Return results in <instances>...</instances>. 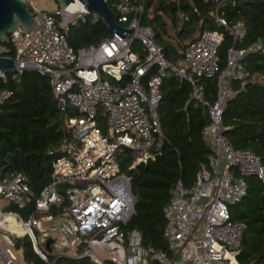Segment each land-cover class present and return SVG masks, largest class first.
<instances>
[{
  "label": "built area",
  "instance_id": "1",
  "mask_svg": "<svg viewBox=\"0 0 264 264\" xmlns=\"http://www.w3.org/2000/svg\"><path fill=\"white\" fill-rule=\"evenodd\" d=\"M105 1L122 27H133L130 35L121 39L112 32L98 44L74 51L66 41L67 27L87 12L41 11L31 1L33 29L17 27L9 35L16 72L49 78L65 138L37 195L22 174L0 179V240L13 247L16 238L27 236L46 264L57 257H85L95 264H239L244 225L231 219L230 208L246 196L247 177L264 181V166L251 150L232 146L223 133L222 115L226 102L248 82L246 56L264 53V46L259 39L235 47L246 37L244 23L230 25L215 13L233 45L211 102L200 79L213 78L219 69L221 33L200 30L173 62L157 43L153 26L143 22L144 0ZM169 76L190 84L191 99L207 115L201 135L210 156L193 186L178 181L162 209L169 245L163 251L145 246L141 233L127 225L137 204L129 171L155 160L167 142L157 108ZM10 95L1 90L0 103ZM31 203L34 210L26 219L4 210ZM0 258L14 264L1 249Z\"/></svg>",
  "mask_w": 264,
  "mask_h": 264
},
{
  "label": "trees",
  "instance_id": "2",
  "mask_svg": "<svg viewBox=\"0 0 264 264\" xmlns=\"http://www.w3.org/2000/svg\"><path fill=\"white\" fill-rule=\"evenodd\" d=\"M144 0L143 22L153 26L157 43L165 57L175 62L182 57L185 42L200 23V30L217 31L223 39L218 47L219 69L213 78L200 79L206 97L212 102L216 96V78L225 68L226 53L233 45L232 37L216 20L217 16L230 25L242 21L246 37L235 47L246 48L264 38V0ZM154 7L152 17L148 12ZM162 13L175 21L176 13L188 17L177 31L174 43L161 33L166 31ZM102 20L86 14L69 24L66 32L68 45L77 51L98 44L111 36ZM9 55L14 49L9 42ZM245 68L250 73L243 89L230 98L222 115L223 133L235 149L251 150L264 166V53L248 54ZM260 79V81H257ZM238 88V83H234ZM11 95L0 103V179L22 174L37 195L48 182L52 160L65 138L62 115L52 95L49 78L35 71L9 73L0 77V91ZM161 128L167 142L153 161L141 164L131 175L133 194L137 197L135 215L127 227L138 230L145 246L169 251L163 237L165 219L163 207L178 181L191 188L201 165L207 163L210 149L201 131L208 117L191 99V87L176 76H169L162 84V98L157 108ZM125 165H123L124 167ZM247 194L230 208L231 219L242 223L241 245L236 255L239 264H264V181L254 176L246 178ZM26 219L34 210V203L24 209L14 205L4 207ZM13 248L19 251L26 264H46L32 250L27 236L15 239ZM51 261L54 257L50 258ZM54 264H95L88 258L57 257Z\"/></svg>",
  "mask_w": 264,
  "mask_h": 264
},
{
  "label": "water",
  "instance_id": "3",
  "mask_svg": "<svg viewBox=\"0 0 264 264\" xmlns=\"http://www.w3.org/2000/svg\"><path fill=\"white\" fill-rule=\"evenodd\" d=\"M32 0H0V73H15V61L9 55V35L17 27L23 31L32 30L35 21L28 2ZM58 7L65 11L82 6L87 14L103 21L109 31L115 32L121 39L132 33V28L122 27L116 20L115 13L105 0H55ZM264 46V38L260 39ZM50 240L46 242L48 246Z\"/></svg>",
  "mask_w": 264,
  "mask_h": 264
},
{
  "label": "rangeland",
  "instance_id": "4",
  "mask_svg": "<svg viewBox=\"0 0 264 264\" xmlns=\"http://www.w3.org/2000/svg\"><path fill=\"white\" fill-rule=\"evenodd\" d=\"M186 1L191 3L190 0H186ZM31 3L37 10H41V11L54 12L59 8L55 0H32ZM153 13H154V7H151L149 9L148 14L150 17H152ZM175 16H176V20L174 21L170 17V15L163 13V19L166 22V31L164 33H161V36H164L169 40L173 39L174 43L175 41L176 42L179 41V38H177V31L183 26L184 21H186L180 12H177ZM199 28H200V23L196 25V27L194 28L195 30L194 34L191 37H189V39L186 42L196 37V35L200 31ZM257 81H260V79H257ZM1 204L2 203L0 202V205ZM0 249L8 257L12 259L14 264H24L20 252L16 251L13 247L6 245V243H4L2 240H0ZM0 264H4L1 258H0Z\"/></svg>",
  "mask_w": 264,
  "mask_h": 264
},
{
  "label": "bare ground",
  "instance_id": "5",
  "mask_svg": "<svg viewBox=\"0 0 264 264\" xmlns=\"http://www.w3.org/2000/svg\"><path fill=\"white\" fill-rule=\"evenodd\" d=\"M68 11L70 12V10H68ZM72 11H75L77 13L82 12L83 11V7L82 6H78L76 9H74ZM65 17H67V14H65ZM20 233H22V232L20 231Z\"/></svg>",
  "mask_w": 264,
  "mask_h": 264
},
{
  "label": "crops",
  "instance_id": "6",
  "mask_svg": "<svg viewBox=\"0 0 264 264\" xmlns=\"http://www.w3.org/2000/svg\"><path fill=\"white\" fill-rule=\"evenodd\" d=\"M164 37V36H163ZM170 40H173V39H170ZM24 262V261H23ZM24 264H26L25 262H24Z\"/></svg>",
  "mask_w": 264,
  "mask_h": 264
}]
</instances>
